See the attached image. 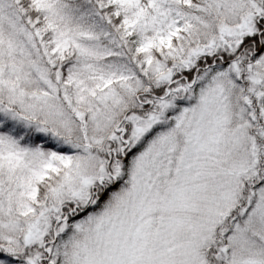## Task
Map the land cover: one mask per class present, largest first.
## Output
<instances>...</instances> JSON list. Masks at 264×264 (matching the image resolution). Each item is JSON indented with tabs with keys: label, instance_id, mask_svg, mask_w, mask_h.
Returning a JSON list of instances; mask_svg holds the SVG:
<instances>
[{
	"label": "snow or ice",
	"instance_id": "snow-or-ice-1",
	"mask_svg": "<svg viewBox=\"0 0 264 264\" xmlns=\"http://www.w3.org/2000/svg\"><path fill=\"white\" fill-rule=\"evenodd\" d=\"M0 264H264V0H0Z\"/></svg>",
	"mask_w": 264,
	"mask_h": 264
}]
</instances>
